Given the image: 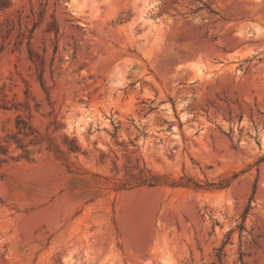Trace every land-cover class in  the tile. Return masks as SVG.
I'll use <instances>...</instances> for the list:
<instances>
[{"label": "rangeland", "instance_id": "1", "mask_svg": "<svg viewBox=\"0 0 264 264\" xmlns=\"http://www.w3.org/2000/svg\"><path fill=\"white\" fill-rule=\"evenodd\" d=\"M3 1L0 264H264V0Z\"/></svg>", "mask_w": 264, "mask_h": 264}, {"label": "trees", "instance_id": "2", "mask_svg": "<svg viewBox=\"0 0 264 264\" xmlns=\"http://www.w3.org/2000/svg\"><path fill=\"white\" fill-rule=\"evenodd\" d=\"M0 1H2L3 3H5L4 6H0V7L5 8L7 2H6V1H3V0H0ZM0 9H1V8H0ZM21 133H23V132H21V131L19 130V128H18V130L13 134L14 138H15V135H17V134H21ZM63 138L68 139V137L65 136V135L63 136ZM72 142L76 143V139L73 138V139H72ZM17 147H20V146H17ZM70 151H71V152H74V153L79 152V151H80V147L78 146V144H77V145L75 144L74 147L70 149ZM25 152L27 153L26 150H25ZM154 177H155V176H154ZM155 178H156V177H155ZM141 183H142V184L145 183V180L142 181ZM148 185H150V184H148ZM255 189H256V184L254 185V191H255Z\"/></svg>", "mask_w": 264, "mask_h": 264}]
</instances>
